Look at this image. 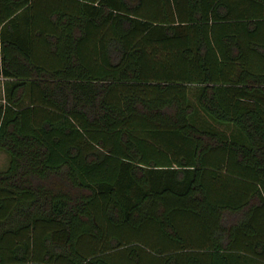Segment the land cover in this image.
Masks as SVG:
<instances>
[{
    "label": "trees",
    "instance_id": "16d2710c",
    "mask_svg": "<svg viewBox=\"0 0 264 264\" xmlns=\"http://www.w3.org/2000/svg\"><path fill=\"white\" fill-rule=\"evenodd\" d=\"M0 264H264V0H0Z\"/></svg>",
    "mask_w": 264,
    "mask_h": 264
},
{
    "label": "rangeland",
    "instance_id": "374dc122",
    "mask_svg": "<svg viewBox=\"0 0 264 264\" xmlns=\"http://www.w3.org/2000/svg\"><path fill=\"white\" fill-rule=\"evenodd\" d=\"M7 161V155L6 153L0 149V168H3Z\"/></svg>",
    "mask_w": 264,
    "mask_h": 264
}]
</instances>
